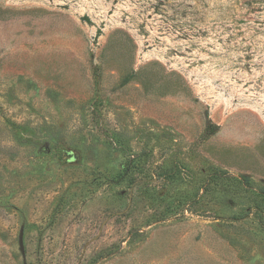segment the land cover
Returning a JSON list of instances; mask_svg holds the SVG:
<instances>
[{
  "label": "rangeland",
  "instance_id": "1",
  "mask_svg": "<svg viewBox=\"0 0 264 264\" xmlns=\"http://www.w3.org/2000/svg\"><path fill=\"white\" fill-rule=\"evenodd\" d=\"M0 264H264V0H0Z\"/></svg>",
  "mask_w": 264,
  "mask_h": 264
},
{
  "label": "trees",
  "instance_id": "2",
  "mask_svg": "<svg viewBox=\"0 0 264 264\" xmlns=\"http://www.w3.org/2000/svg\"><path fill=\"white\" fill-rule=\"evenodd\" d=\"M219 126L215 125L213 121L207 116L206 132L208 135L214 134L219 130Z\"/></svg>",
  "mask_w": 264,
  "mask_h": 264
}]
</instances>
